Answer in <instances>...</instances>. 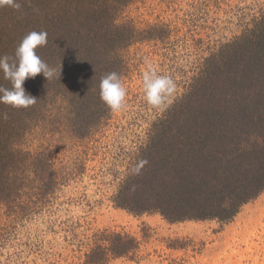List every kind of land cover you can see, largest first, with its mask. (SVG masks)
<instances>
[{
    "label": "trees",
    "instance_id": "16d2710c",
    "mask_svg": "<svg viewBox=\"0 0 264 264\" xmlns=\"http://www.w3.org/2000/svg\"><path fill=\"white\" fill-rule=\"evenodd\" d=\"M139 0H20L0 8V55L31 31H46L38 55L60 76L25 81L37 99L27 109L0 104V207L20 218L50 202L61 182L56 160L67 142L86 140L110 121L101 77L130 73L127 53L164 43L166 23L139 28L126 11ZM33 8L39 9L34 12ZM0 84L7 85L0 75ZM146 160L138 174L133 168ZM264 192V12L203 58L187 92L153 123L114 204L170 223L233 221ZM143 240L118 230L94 235L81 264L139 256Z\"/></svg>",
    "mask_w": 264,
    "mask_h": 264
},
{
    "label": "rangeland",
    "instance_id": "374dc122",
    "mask_svg": "<svg viewBox=\"0 0 264 264\" xmlns=\"http://www.w3.org/2000/svg\"><path fill=\"white\" fill-rule=\"evenodd\" d=\"M262 12L264 0H139L129 7L126 16L139 28L166 23L171 37L131 47L123 81L126 107L89 139L67 142L56 157L62 177L50 202L20 218L0 207V264H81L94 235L105 229L143 240L137 258L110 264H264V192L227 223H170L114 204L153 123L187 92L203 58ZM148 64L176 82L164 110L144 100L141 81Z\"/></svg>",
    "mask_w": 264,
    "mask_h": 264
},
{
    "label": "clouds",
    "instance_id": "9594fccd",
    "mask_svg": "<svg viewBox=\"0 0 264 264\" xmlns=\"http://www.w3.org/2000/svg\"><path fill=\"white\" fill-rule=\"evenodd\" d=\"M30 3V0H27ZM10 7L16 11L22 9L20 0H0V8ZM34 12L39 9L33 8ZM46 31H31L27 33L12 55H0V75L7 81V85L0 84V104L11 106L14 109H27L33 106L37 99L27 93L23 87L29 78H35L43 74L46 80H50L60 71L51 67L37 53V49L46 46L48 43ZM142 91L146 103L154 109H166L176 92L175 80L167 74H158L156 69L148 64L142 74ZM99 95L101 101L113 112L118 113L126 107L127 89L122 78L116 73H107L101 77L99 84ZM7 112L0 113V120L9 119ZM147 161H140L133 168L138 174L140 168Z\"/></svg>",
    "mask_w": 264,
    "mask_h": 264
}]
</instances>
